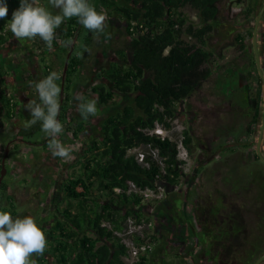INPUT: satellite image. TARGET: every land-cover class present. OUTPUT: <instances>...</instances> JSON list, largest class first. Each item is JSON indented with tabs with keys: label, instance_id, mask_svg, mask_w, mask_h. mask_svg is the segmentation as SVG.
I'll list each match as a JSON object with an SVG mask.
<instances>
[{
	"label": "trees",
	"instance_id": "trees-1",
	"mask_svg": "<svg viewBox=\"0 0 264 264\" xmlns=\"http://www.w3.org/2000/svg\"><path fill=\"white\" fill-rule=\"evenodd\" d=\"M127 1L136 9H126L116 2H110L115 12L126 21L125 46L117 49L115 60L98 73V77L111 84L112 89L96 84L92 93L100 106L115 105V94L128 97V103L105 120L100 126L98 138L86 147L83 158L78 163L82 174L70 177L63 185L67 202L60 213L62 219L55 221L45 233L49 242L45 252L52 254L55 264H124L122 257L126 255V248L115 232L122 230L128 217L146 218L141 211L142 203L138 194L126 192L127 183L130 182L141 190L153 188L157 184L168 192L181 176L179 165L182 162L177 160L176 145L168 140L160 141L149 136L148 131L156 124L169 128L167 121L174 118V105L190 99L202 89L214 70H222L223 67L215 65L217 58L206 49L207 39L220 16V0ZM252 1L254 0H236L235 3L240 5L242 2ZM101 2L104 4L108 0ZM7 3L8 14L0 19V48L17 39L4 29V25L19 7V0H7ZM90 3L95 7L94 0H90ZM184 8L196 13L198 27L187 23L181 13L176 14V11ZM245 12L249 16L252 9L247 7ZM261 25H264V14L260 27ZM80 27L75 17L65 21L56 29L52 48H47L42 41L44 49L35 55L43 63L44 77L53 71L52 65L55 63L52 61L47 66L45 61L50 58L51 53L54 54L61 68L57 81L61 86L65 58L70 48L73 50L68 60L63 93L58 97V120L66 126L64 131L70 129L68 114L73 78H76L83 60L90 53L92 36L100 35V32L87 29L80 32ZM251 33L252 29L246 35L250 39ZM246 36L236 35L235 42L243 52L251 53L249 62L251 65L252 60L253 69L247 70L246 78L255 84V88L254 98L249 103L252 112L247 131L253 135L254 130L251 131L250 128L258 124L261 118L263 92L252 45L249 48L245 45ZM33 43L34 46L37 44ZM227 67L236 68L231 63L223 72ZM4 68L0 64V144L5 142L2 134L5 121L15 116L18 106L9 90L7 71ZM245 89L246 93L252 91L248 86ZM81 130L82 125L79 124L72 131L74 139H77ZM40 132L39 122L28 129L23 126L15 131L10 141L28 144L30 138ZM182 135L183 145L190 150L191 137L188 131L184 130ZM17 143L14 142L11 147L16 148ZM38 144L47 149V138ZM148 145L151 149L159 150L164 171L150 157H145L148 162L145 166L139 164L133 155L126 153L128 149L139 146L148 148ZM3 154L4 152L0 153V163ZM254 158L261 163L256 154ZM115 188L120 189L121 193L115 194ZM6 189L7 183L3 180L0 187V207L16 216L15 201L12 196L4 194ZM156 205L157 203L152 215ZM154 237L155 242L158 241L156 233ZM152 253L143 257L139 264H150L149 257Z\"/></svg>",
	"mask_w": 264,
	"mask_h": 264
},
{
	"label": "rangeland",
	"instance_id": "rangeland-1",
	"mask_svg": "<svg viewBox=\"0 0 264 264\" xmlns=\"http://www.w3.org/2000/svg\"><path fill=\"white\" fill-rule=\"evenodd\" d=\"M94 1L97 11L107 13L104 30L100 35L92 36L90 53L87 59L83 60L76 78H73L68 114L71 120L68 126L70 129L64 131L66 126L63 125V131L57 137L69 148L70 155L67 158L53 157L49 148L38 144L46 138L49 139L41 131L30 138L29 144L14 141L17 143L16 148H12V144L9 146L5 162L6 175L3 180L7 183V189L4 194L14 199L16 215H31L43 230L53 225L55 219H62L60 213L65 209L67 201L62 195L61 185L66 176L82 174L78 163L82 160L86 147L98 138L100 126L105 120L114 116L128 103V97L115 94V105L100 106L92 93V88L96 84H103L108 90L112 89L111 84L98 77V73L115 60V51L125 46L126 21L115 12L110 2H116L130 10L136 8L127 0H108L104 4L101 0ZM235 1L220 0L218 4L220 16L214 25V31L207 39L206 49L214 53L217 58L215 65L223 66L222 70H214L202 89L190 99L175 104L174 118L167 121L170 126L167 129L176 142L183 140L182 132L187 130L191 144L190 150L183 145L181 153L177 151V160L182 162L179 165L181 176L178 183L165 192V197L157 203L151 217L149 211L146 213L144 209V213L149 214V218L153 220L156 235H167V223L171 221L169 214L172 210L175 219L184 217L186 225L192 224V200L197 199L204 211V207L209 204L208 193L212 188L224 193L231 189L237 190V185H241V189L245 190H254L255 185L264 187V164L254 158L260 119L258 124L252 126L253 135L247 131L252 112L249 103L254 98L255 84L246 78L241 60L244 52L235 42L236 35L246 36L248 30L252 29L264 0L242 2L240 5ZM42 2L47 4V0ZM247 7L252 9L249 16L245 12ZM178 13L182 14L187 23L199 26L197 15L191 9L184 8L176 11L177 15ZM84 30L85 28L81 26L80 32ZM262 30L261 25L259 35ZM33 42L37 44L34 46ZM245 42L249 48L251 39L246 36ZM43 49V43L39 38L16 39L0 48V64L7 71L9 90L18 105L15 116L5 121L2 131L5 142L0 144V153L4 152L15 131L23 127V121L30 118L24 104L37 99L34 87L29 85L43 79V63L35 56ZM72 52L73 50L71 54ZM53 55L50 54L45 64L50 66V62L53 61L55 64L52 65V69L59 74L61 72L59 61ZM248 55L251 59L250 52ZM231 63L236 68L227 67L223 72ZM249 68L253 69L252 60ZM247 86L252 91L246 93ZM78 97L96 101L97 112L94 116L87 119L81 117L78 111ZM79 124L82 125V130L78 133L77 139H74L72 131L77 129ZM262 148L263 145L261 152ZM78 190L81 191L80 188ZM221 199L223 198L217 197L218 207ZM185 236L188 238L187 233ZM155 247L149 257L151 264H193L186 252L190 247L189 242L183 247L186 254L174 250L173 246L165 252L157 241ZM48 255L49 253L46 254ZM50 255L47 261L55 263Z\"/></svg>",
	"mask_w": 264,
	"mask_h": 264
},
{
	"label": "clouds",
	"instance_id": "clouds-1",
	"mask_svg": "<svg viewBox=\"0 0 264 264\" xmlns=\"http://www.w3.org/2000/svg\"><path fill=\"white\" fill-rule=\"evenodd\" d=\"M53 9L58 11L54 12ZM7 14V0H0V19ZM73 17L83 28L102 32L107 13L97 11L90 0H47V4L42 0H19V7L12 12L4 29L17 39L39 38L51 49L56 29ZM58 79L57 72L50 71L43 79L30 83L37 99L24 104L30 118L23 121V126L28 129L39 122L40 130L49 138L48 148L52 156L67 158L69 148L57 138L63 131V125L57 119L61 92ZM78 100V111L83 119L96 114L95 100L84 97H78ZM48 243L45 231L31 215L13 216L9 210L0 207V264H37L32 254L43 255Z\"/></svg>",
	"mask_w": 264,
	"mask_h": 264
},
{
	"label": "flooded vegetation",
	"instance_id": "flooded-vegetation-1",
	"mask_svg": "<svg viewBox=\"0 0 264 264\" xmlns=\"http://www.w3.org/2000/svg\"><path fill=\"white\" fill-rule=\"evenodd\" d=\"M9 143L13 144L14 140ZM70 177L66 176L62 185ZM236 188L229 191L231 194L212 188L208 193L209 204L204 207V211L197 199L192 200L193 219L190 225L184 223V217L175 219L172 210L169 214L171 221L167 223V235H157L160 247L165 252L171 246L182 254L188 252L193 264H253L264 253V187L255 185L254 190H245L237 185ZM217 197L223 198L220 207ZM187 242L190 247L184 252L183 247Z\"/></svg>",
	"mask_w": 264,
	"mask_h": 264
},
{
	"label": "built area",
	"instance_id": "built-area-1",
	"mask_svg": "<svg viewBox=\"0 0 264 264\" xmlns=\"http://www.w3.org/2000/svg\"><path fill=\"white\" fill-rule=\"evenodd\" d=\"M149 136L155 137L160 141L168 140L171 143L176 145V150H183V142L179 140L176 142L170 134V130L156 124L150 131L147 133ZM142 148V150H141ZM127 155H133L134 159L143 165H148V162L145 161V157H150L161 167V170L164 171V164L161 161L159 150L151 149L148 145V148H143L141 146L128 149L126 151ZM128 190L133 191L138 194L140 201L142 203L141 211L146 218L136 219L135 217H128L125 221L124 227L120 232H115V234L121 239V243L126 248V255L122 257L124 264H139L143 257H148L151 252H153L155 247V237H154V226L153 220L149 218V214L146 213L149 211L150 217L153 213V208L156 203L161 201L165 197V189L162 186L154 184L153 188H145L143 190L137 189L132 183L128 182ZM115 194H120L121 190L115 188ZM149 219L148 221L146 219ZM152 236L154 239H152Z\"/></svg>",
	"mask_w": 264,
	"mask_h": 264
},
{
	"label": "water",
	"instance_id": "water-1",
	"mask_svg": "<svg viewBox=\"0 0 264 264\" xmlns=\"http://www.w3.org/2000/svg\"><path fill=\"white\" fill-rule=\"evenodd\" d=\"M264 14V3L260 7L255 20L253 22L252 26V33H251V45H252V51H253V56H254V62L256 66V70L262 85V92H263V106H262V111H261V118H260V123H259V128H258V133L256 137V144H255V152L256 156L258 157L259 161L264 164V156L261 152V146L263 145L264 142V72L263 68L261 65V60H260V55H259V50H258V39H259V30H260V24H261V19ZM71 54V48L69 52L66 55L65 61H64V66L61 74V92L60 95L63 93V87H64V80H65V75L66 71L68 68V60ZM61 102V99H60ZM58 119V117H57ZM29 144V143H28ZM9 145L8 143L4 149V154L1 158V163H0V187L2 184V181L6 175V168H5V162L6 158L9 152ZM264 262V253L260 255L256 261L253 264H262Z\"/></svg>",
	"mask_w": 264,
	"mask_h": 264
},
{
	"label": "crops",
	"instance_id": "crops-1",
	"mask_svg": "<svg viewBox=\"0 0 264 264\" xmlns=\"http://www.w3.org/2000/svg\"><path fill=\"white\" fill-rule=\"evenodd\" d=\"M259 38H260V41H258V42H260V43H258V50H259V55H260V60H261V65H262V68H263V72H264V25H263V30L261 31V34H260V36H259ZM259 40V39H258ZM246 43V42H245ZM249 55H248V52L247 51H245L244 52V56H242V58H241V60H243V65H242V67H244L243 69H245L244 71V73H245V75H246V77H247V70L249 69V67H250V62H249ZM247 66H249L248 67V69H246V67ZM254 126V125H253ZM251 131L253 130L252 129V126H251ZM262 154H263V156H264V142H263V148H262ZM48 240V239H47ZM46 254H48V253H44L43 255H41V256H36V254L35 253H33L32 254V257L34 258V259H36V262H37V264H47V263H49L50 261H47V258L49 257V255L48 256H46ZM50 257L51 258H53L52 257V255H50ZM161 257V256H160ZM55 261V260H54ZM47 262V263H46ZM49 264H51V263H49ZM52 264H55V263H52ZM151 264V263H150Z\"/></svg>",
	"mask_w": 264,
	"mask_h": 264
}]
</instances>
